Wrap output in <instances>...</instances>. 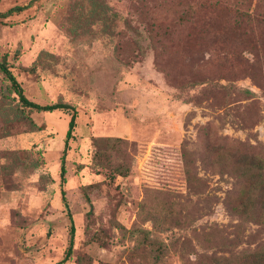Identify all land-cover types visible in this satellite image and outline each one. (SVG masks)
Wrapping results in <instances>:
<instances>
[{
  "label": "rangeland",
  "instance_id": "374dc122",
  "mask_svg": "<svg viewBox=\"0 0 264 264\" xmlns=\"http://www.w3.org/2000/svg\"><path fill=\"white\" fill-rule=\"evenodd\" d=\"M0 61L71 107L0 72V264H264V0H0Z\"/></svg>",
  "mask_w": 264,
  "mask_h": 264
},
{
  "label": "trees",
  "instance_id": "16d2710c",
  "mask_svg": "<svg viewBox=\"0 0 264 264\" xmlns=\"http://www.w3.org/2000/svg\"><path fill=\"white\" fill-rule=\"evenodd\" d=\"M93 7H91V10L94 9ZM20 8L21 7H15L14 10H20ZM96 15H104V12L102 10H99V12H97ZM0 72H2L4 77L9 82V87L7 88L8 92L9 91L13 92L17 97V103H18L17 107L19 109H17V111H14L13 117L15 119L22 120L21 118L24 116V112L22 111V108L35 109L37 111H48V112H51L55 109L71 108L67 103L58 102V101L53 102V103H47L44 105H39L35 102L28 100L26 96L23 94L22 88L19 86V84L17 83V81L15 80V78L13 77L11 72L8 70L7 66L4 64L3 61H0ZM71 110H72V113L70 114V117L67 121V127H66L65 134H64V143H66L67 139L71 136V131L74 126L75 112L73 111V109ZM26 118H27L28 125L31 128H35V124L33 123V121H31V119L27 116ZM62 163H63L62 159H60V171H59L60 177L62 176L64 172ZM247 169L249 170L250 173L245 179V184H250L253 182L251 187L253 188V191L255 190V192L254 194L251 193L253 191H251L250 194H246V193L244 194L245 201L241 202L238 205L239 211L241 212L246 211L248 204H249L248 199L252 197L254 198L253 200L254 201V210H253L254 216H256L257 218H261L264 212V161L259 160V159L250 161ZM258 190H259V193L257 194ZM60 198L62 200L64 207H66L64 193L62 190H60ZM72 231H73V226H72L71 221H69V244H68L67 252H69L70 246H71ZM250 255H252L254 260L259 257H264V253L254 255V252H252V254ZM64 258L61 259L59 262L61 263V261H63Z\"/></svg>",
  "mask_w": 264,
  "mask_h": 264
}]
</instances>
